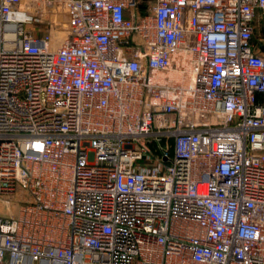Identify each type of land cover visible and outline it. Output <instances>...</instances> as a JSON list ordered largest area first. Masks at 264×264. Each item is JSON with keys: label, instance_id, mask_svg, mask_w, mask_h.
<instances>
[{"label": "built area", "instance_id": "built-area-1", "mask_svg": "<svg viewBox=\"0 0 264 264\" xmlns=\"http://www.w3.org/2000/svg\"><path fill=\"white\" fill-rule=\"evenodd\" d=\"M17 190L0 264H264V0H0Z\"/></svg>", "mask_w": 264, "mask_h": 264}, {"label": "rangeland", "instance_id": "rangeland-1", "mask_svg": "<svg viewBox=\"0 0 264 264\" xmlns=\"http://www.w3.org/2000/svg\"><path fill=\"white\" fill-rule=\"evenodd\" d=\"M22 192L17 190L15 195L0 201V216H13L17 211Z\"/></svg>", "mask_w": 264, "mask_h": 264}, {"label": "bare ground", "instance_id": "bare-ground-1", "mask_svg": "<svg viewBox=\"0 0 264 264\" xmlns=\"http://www.w3.org/2000/svg\"><path fill=\"white\" fill-rule=\"evenodd\" d=\"M61 39V37H58V40ZM58 40L54 42V45L58 44Z\"/></svg>", "mask_w": 264, "mask_h": 264}]
</instances>
